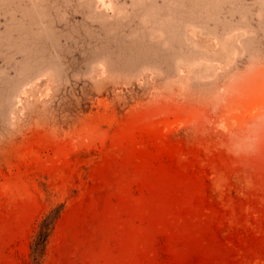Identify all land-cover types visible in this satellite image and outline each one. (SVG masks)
Masks as SVG:
<instances>
[{
	"label": "rangeland",
	"instance_id": "rangeland-1",
	"mask_svg": "<svg viewBox=\"0 0 264 264\" xmlns=\"http://www.w3.org/2000/svg\"><path fill=\"white\" fill-rule=\"evenodd\" d=\"M264 264V0H0V264Z\"/></svg>",
	"mask_w": 264,
	"mask_h": 264
},
{
	"label": "trees",
	"instance_id": "trees-1",
	"mask_svg": "<svg viewBox=\"0 0 264 264\" xmlns=\"http://www.w3.org/2000/svg\"><path fill=\"white\" fill-rule=\"evenodd\" d=\"M62 210L53 209L49 214L43 215L35 224V238L31 243L32 256L35 263L39 264L44 259L49 239L56 227Z\"/></svg>",
	"mask_w": 264,
	"mask_h": 264
}]
</instances>
